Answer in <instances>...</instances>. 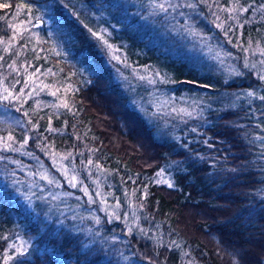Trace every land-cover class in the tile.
Listing matches in <instances>:
<instances>
[{
	"label": "trees",
	"instance_id": "16d2710c",
	"mask_svg": "<svg viewBox=\"0 0 264 264\" xmlns=\"http://www.w3.org/2000/svg\"><path fill=\"white\" fill-rule=\"evenodd\" d=\"M170 2L180 7L152 20L151 0H0V80L23 101L19 114L32 136L61 152L85 151L134 191L144 214L127 241L136 256L149 264H264V70L244 63L245 48L263 28L249 15L258 0ZM229 4L248 13L218 28L208 9ZM91 13L100 14L97 23ZM89 28L113 36L121 30L122 38L109 41L131 67L165 66L158 71L166 82L145 83L115 67ZM69 31L74 43L62 57ZM82 49L94 54L95 71L81 62ZM220 51L233 62L231 72L215 59ZM30 76L40 92L25 99ZM47 80L70 85L69 107L53 103L58 114L44 106L39 87ZM248 92L258 98L247 102ZM169 97L190 103L193 115L160 113L158 103ZM23 132L17 126L9 133L20 140ZM0 189V264H118L102 260L101 249L85 250L81 233L35 215L8 186ZM18 238L31 239L28 252L4 263Z\"/></svg>",
	"mask_w": 264,
	"mask_h": 264
},
{
	"label": "rangeland",
	"instance_id": "374dc122",
	"mask_svg": "<svg viewBox=\"0 0 264 264\" xmlns=\"http://www.w3.org/2000/svg\"><path fill=\"white\" fill-rule=\"evenodd\" d=\"M125 1L127 3L130 2V0ZM262 6H264V0H258V3L252 6V12L249 14L251 17L257 16L262 22L261 36L254 42L248 43L244 51V63L247 61L248 67L254 64L259 71L264 70V63H261V61H264V55L260 51L264 49V7ZM151 7L153 9V13H151L152 20L155 19L153 17L159 18L161 15H165L159 9ZM229 9L234 10L229 11ZM247 10V6L239 7L229 4L218 10L210 8L208 12L216 22L224 25L231 20L237 19V17L245 15L248 13ZM99 15L91 13L89 18L94 19L97 23ZM244 20L245 22L248 21L247 18H244ZM90 21L91 19H89ZM37 25H41V21H38ZM187 29L186 26H182L181 28L184 33H186L185 30ZM99 30L100 28H95V31ZM120 31L116 30V36L112 35L114 30L106 32L105 38L108 41L114 38H122L123 36ZM24 42L32 49L34 48L33 39L29 38V36L25 37ZM98 43V46H102L109 55V59L116 65L115 67L128 70L130 75L136 79L142 80L140 77L143 76L145 79L142 81H145V83H148L149 79H154L156 83H163L165 81V78L158 71L165 66L159 68L155 66L154 69L147 67L133 68L127 61L125 53L119 50L117 42L112 44L109 41L114 46V49L117 50L114 54L119 56L120 60L112 59V53L101 42L98 41ZM225 56L221 51L215 53V59L218 61V64L231 72L235 67L231 59ZM62 57H65V55H62ZM163 71H165L164 68ZM232 75L234 74L231 73L230 76ZM25 79L30 88L29 94L25 96V99H27L32 94L39 93L40 91L37 92L35 87L31 86L34 78L30 76ZM40 82L42 83L39 88L41 90L42 88L45 89L41 93L44 92L47 96V100L45 99V101L48 103L44 106L58 114L55 111L53 103L56 104L57 108H63L60 105L66 102V93H68L70 85L66 82L62 83L63 81L59 82V80ZM5 89L7 88L2 80H0V137L7 138L9 132L17 129V126H20L24 132L20 140L12 135L13 140L8 141L12 145V148L19 149V151H12L0 145V176L3 178L0 183L8 186L11 189L12 196L19 197L18 200L27 209L33 211L35 215L39 214L43 219L54 222L59 228L72 229L74 232L81 233L84 238V249H93L94 251L101 249L103 252L102 260L113 259L118 264H149L147 261L136 256L134 252L132 253V250L127 245L129 237L136 230V227L142 223L144 218V214H142L134 201V191L132 189L128 190L125 187L118 174L114 175L106 167L95 162L92 155H87L85 151L79 150L76 154L61 152L55 149L53 144L46 141L45 138L40 136L38 139L36 138L37 135L32 136L28 132L25 122L22 121V115L19 114L18 108L22 107L23 101L18 103L16 95L13 92H6ZM9 93H11L9 99H3ZM243 98H246L247 102H251L249 100L254 101L258 97L255 94L254 96L245 95ZM7 101H13L15 105L7 107ZM51 101L53 102L51 103ZM160 102L158 103V108L159 112L163 114L173 113V108L177 109L175 113L178 115L183 114L178 111L180 108H186L190 112L195 111L193 109L195 107H192L190 103H177L173 97L163 99ZM31 125L33 129L37 127L36 123H32ZM47 128H51L50 119H48ZM25 139L28 142L21 148V144H23ZM26 153H31V155ZM53 154L56 155L55 165L53 163ZM89 160L92 161L91 164L88 163ZM62 170H67L69 178L73 175L76 176L77 184L75 188L69 185L68 179L62 174ZM44 172L50 177H54L59 186L49 184L46 180L41 179L39 174ZM85 187L92 197L93 202L91 203L89 202V195H85L81 190ZM65 193H71V195H65ZM25 196L32 197L31 206H29ZM53 197L56 198L53 199ZM116 216L119 219H116ZM97 217L99 218V223L96 222L95 218ZM105 225L110 228L106 229ZM30 241L31 239L28 238H18L16 243L14 242L15 244H9L3 254L4 263L11 261L19 253H27L31 245Z\"/></svg>",
	"mask_w": 264,
	"mask_h": 264
},
{
	"label": "snow or ice",
	"instance_id": "6c2138e0",
	"mask_svg": "<svg viewBox=\"0 0 264 264\" xmlns=\"http://www.w3.org/2000/svg\"><path fill=\"white\" fill-rule=\"evenodd\" d=\"M151 3L153 5L154 8L156 9H159L160 12H168L169 8H171L172 10H175L177 7H180V5L178 4H172L170 2V0H160V2H157V0H151ZM187 7L189 8H195V4H187L186 5ZM113 7H119L118 4H114ZM264 7V6H262ZM234 9H229V11H233ZM246 10V9H245ZM217 19H219V17H217ZM50 20H52L54 22V24L56 25V29L57 31H62V29L60 28L59 26V22L56 21L55 17H50ZM218 28H223V24H217L216 25ZM85 27H87V25H85ZM88 31L91 33V35L93 37L96 38V40H98L99 42H101V44L109 50L110 53H112V59L114 60H120V57L119 56H116L114 53L115 51H117L116 49H114V46L112 44L109 43V41L105 38V35L104 33L107 32V29H100L99 31H93L91 28L88 29ZM65 39L63 40V45H67V50H65V48L62 46L60 48V50L57 52V55H68V53L71 51V47L74 43L73 41V37H72V33L69 31L68 33H65ZM228 35V32L225 31V36ZM261 54L264 55V49H261ZM80 58H81V62L84 64V65H87V70H90V71H95L96 70V62L94 60V54L90 51V50H87V49H82L80 51ZM261 63H264V61H261ZM248 63L247 61L245 62V67H248ZM252 67H255V65L253 64ZM237 75H239V73H237ZM140 79H145V77L141 76ZM260 79L261 80H264V75H261L260 76ZM148 82L150 84H155L156 81L154 79H149ZM166 82V81H165ZM203 87H208V85H203ZM5 91L7 92L8 90L5 89ZM11 95V93H9L8 95H5L3 97V99L7 100L9 99V96ZM53 95H55V93H53ZM248 96H254L255 93L253 92H248L247 93ZM18 98V97H17ZM259 99L261 100H264V96H260ZM61 107H64V108H68L69 105L65 102V103H62L60 105ZM198 107V105H197ZM173 112H176L177 109L176 108H173L172 109ZM180 113H183L184 115L186 116H189L191 117L193 115V112H190L188 111V109L186 108H180L178 110ZM25 115H27V113H25ZM196 115H200L202 116L203 115V110H201L200 112H197ZM18 123V122H17ZM35 127V125H34ZM49 131H55V129H52V128H49ZM193 132L196 131L195 128L192 129ZM260 139L264 140V137H260ZM13 140V137L11 135V133H9V135L7 136V138H4V137H0V145H3L4 148H7V149H10L12 151H19V149H15V148H12V145L10 143H8V141H12ZM27 139L24 140L23 144H21V148L24 147L25 144H27ZM28 155H31V153H26ZM66 158V157H65ZM53 163L55 165L56 163V155L53 154ZM89 164L92 163L91 160L88 161ZM98 167V166H97ZM62 174L65 175V177L68 179V183L71 187L75 188L76 187V184H77V178L75 175L71 176L70 178L68 177V173H67V170H62ZM40 178L43 179V180H46L49 184H56L57 186H59L58 182L55 180L54 177H50L46 172L44 173H40ZM157 175H161V173H157ZM168 183V186L169 187H173V184L171 182H167ZM85 195H89V202H93L92 200V197L91 195L88 193V190L87 188H82L81 189ZM3 190L0 189V194H2ZM33 195H35V193H33ZM65 195H71V193H65ZM99 195V193H98ZM56 197H53V199H55ZM25 199L27 200L29 206H31L32 204V197L31 196H25ZM34 210V209H33ZM106 210V209H105ZM113 215H115V213H113ZM96 219V222L99 223V218H95ZM111 219V217H110ZM116 219H119L118 216H116Z\"/></svg>",
	"mask_w": 264,
	"mask_h": 264
}]
</instances>
